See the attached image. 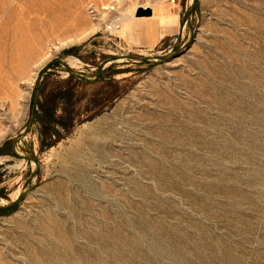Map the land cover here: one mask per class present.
<instances>
[{"label":"rangeland","instance_id":"374dc122","mask_svg":"<svg viewBox=\"0 0 264 264\" xmlns=\"http://www.w3.org/2000/svg\"><path fill=\"white\" fill-rule=\"evenodd\" d=\"M144 4L0 0V264H264V0Z\"/></svg>","mask_w":264,"mask_h":264},{"label":"built area","instance_id":"2783aa9c","mask_svg":"<svg viewBox=\"0 0 264 264\" xmlns=\"http://www.w3.org/2000/svg\"><path fill=\"white\" fill-rule=\"evenodd\" d=\"M153 1L154 0H145V4L142 6L143 7L149 6L150 7V3H152ZM167 1H169L171 3L174 2V0H167ZM110 8L112 10V9H114V6H111ZM91 13H93V11ZM120 26H121V20L118 17L114 16V17H111L109 19V23H107L105 25L104 31L109 36L110 35L116 36V34L118 33L117 31L119 30Z\"/></svg>","mask_w":264,"mask_h":264},{"label":"water","instance_id":"95a60500","mask_svg":"<svg viewBox=\"0 0 264 264\" xmlns=\"http://www.w3.org/2000/svg\"><path fill=\"white\" fill-rule=\"evenodd\" d=\"M150 15L151 14V9L150 8H143V7H141L139 10H138V12H137V15L138 16H141V15ZM34 106H33V111H32V113H31V118L33 117V114H34V107H35V104H36V102H35V98H34ZM30 126V125H29Z\"/></svg>","mask_w":264,"mask_h":264},{"label":"bare ground","instance_id":"6f19581e","mask_svg":"<svg viewBox=\"0 0 264 264\" xmlns=\"http://www.w3.org/2000/svg\"><path fill=\"white\" fill-rule=\"evenodd\" d=\"M148 8H149V6H148ZM70 62H71V61H70ZM71 64H72V63H71ZM71 64H70V65H71Z\"/></svg>","mask_w":264,"mask_h":264}]
</instances>
